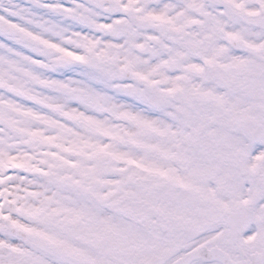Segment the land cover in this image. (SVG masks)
Here are the masks:
<instances>
[{
	"label": "snow or ice",
	"instance_id": "obj_1",
	"mask_svg": "<svg viewBox=\"0 0 264 264\" xmlns=\"http://www.w3.org/2000/svg\"><path fill=\"white\" fill-rule=\"evenodd\" d=\"M0 264H264V0H0Z\"/></svg>",
	"mask_w": 264,
	"mask_h": 264
}]
</instances>
